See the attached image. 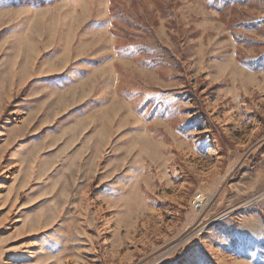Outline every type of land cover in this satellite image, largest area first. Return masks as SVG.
Segmentation results:
<instances>
[{
	"label": "rangeland",
	"instance_id": "1",
	"mask_svg": "<svg viewBox=\"0 0 264 264\" xmlns=\"http://www.w3.org/2000/svg\"><path fill=\"white\" fill-rule=\"evenodd\" d=\"M43 1L0 0V264H264V0Z\"/></svg>",
	"mask_w": 264,
	"mask_h": 264
},
{
	"label": "built area",
	"instance_id": "2",
	"mask_svg": "<svg viewBox=\"0 0 264 264\" xmlns=\"http://www.w3.org/2000/svg\"><path fill=\"white\" fill-rule=\"evenodd\" d=\"M208 201H209V197H206L202 193L199 196H197V198L195 199L194 207L196 208V210L202 209L207 204Z\"/></svg>",
	"mask_w": 264,
	"mask_h": 264
},
{
	"label": "trees",
	"instance_id": "3",
	"mask_svg": "<svg viewBox=\"0 0 264 264\" xmlns=\"http://www.w3.org/2000/svg\"><path fill=\"white\" fill-rule=\"evenodd\" d=\"M24 2H27V3H32V2H40V3H44V1L43 0H23ZM219 10H221V9H219ZM250 66H252L253 68H255V69H258L259 68V65H257V64H255V63H253V62H249L248 63Z\"/></svg>",
	"mask_w": 264,
	"mask_h": 264
}]
</instances>
